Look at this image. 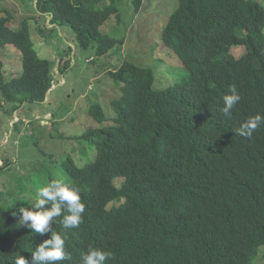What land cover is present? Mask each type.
Segmentation results:
<instances>
[{
	"label": "trees",
	"instance_id": "16d2710c",
	"mask_svg": "<svg viewBox=\"0 0 264 264\" xmlns=\"http://www.w3.org/2000/svg\"><path fill=\"white\" fill-rule=\"evenodd\" d=\"M102 2L37 1L40 19L50 18L53 27L43 25L36 36L48 42L52 32L63 30L74 44L75 52L66 46L50 59L39 57L28 19L11 29L14 16L0 5V49L12 46L20 54L21 73L10 81L0 62V114L11 138L17 125L9 127L8 118L27 104H44L56 64L64 77L77 52L92 49L97 58L121 52L124 38L102 32L112 19L120 24V0L100 8ZM132 2L138 12L142 0ZM161 43L181 62L184 76L154 91L149 68L126 61L102 68L120 94L110 102L112 115L88 105L96 127L74 137L84 161L77 165L67 156L56 167L39 169L47 175L41 187L63 180L79 188L86 204L78 228L64 230L62 217L52 225L67 232L72 258L61 264H82L90 247L113 252L108 264H254L264 254V128L251 138L234 131L249 117L264 115V5L178 0ZM234 47L243 54L235 57ZM230 86L241 99L225 116L222 97L231 94ZM3 130L1 125L0 143ZM0 160V171L13 164ZM18 187V197L0 191V264H15L20 255L31 261L35 247L50 238L20 227V214L12 215L23 196Z\"/></svg>",
	"mask_w": 264,
	"mask_h": 264
},
{
	"label": "rangeland",
	"instance_id": "374dc122",
	"mask_svg": "<svg viewBox=\"0 0 264 264\" xmlns=\"http://www.w3.org/2000/svg\"><path fill=\"white\" fill-rule=\"evenodd\" d=\"M37 1L0 0L1 8L9 10L14 16L9 27L18 29L20 22L28 19L31 38L35 49L40 52V58L50 59L52 55H57L58 51H65L66 46L74 50L71 36L63 30L52 32L48 42L36 36L38 29L44 26L45 29L53 27L50 18L43 16V19H40L36 11ZM258 1L264 5V0ZM109 3V0H103L100 8ZM118 6L120 24L112 19L102 32L112 38H124L121 52L118 53L116 48L102 58L92 56V49L83 55L77 52L71 69L64 77L59 74L56 64L53 69V86L44 104H27L20 114L15 112V115L8 118L9 127L13 128L14 123L17 125L11 139V130L6 128L4 116L0 114V126L4 129L5 140L3 144L0 143V157H8L9 161L13 162L8 169L0 171V191L12 190L14 196L18 197V186L21 187L23 196L19 199L17 214L19 207H29L31 210L37 189L47 182V175L39 172L41 167H56L67 156L74 159L77 165L84 161L83 149L77 146L78 141L74 137L80 136L89 127H96L93 118L88 114L89 106L98 104L106 115L113 114L110 102L120 93L104 70L117 69L125 61L141 68H149L155 76L154 91L165 90L185 74L176 55L161 43L162 30L176 10L178 0H142L138 12L132 0H120ZM33 27L35 31L32 30ZM44 35H47L46 31ZM6 48L7 50L0 49V62L5 68V80L10 81L21 73L20 54L12 46ZM231 51L235 57H239L244 49L234 47ZM102 68L104 70H101ZM67 107H71L70 112H67ZM87 154L92 157V152ZM50 157L56 161L52 160L51 163ZM3 165L4 161L0 160V166ZM53 171L55 173L56 169ZM121 183V180L115 181L117 187ZM254 264H264V254L260 255Z\"/></svg>",
	"mask_w": 264,
	"mask_h": 264
},
{
	"label": "clouds",
	"instance_id": "9594fccd",
	"mask_svg": "<svg viewBox=\"0 0 264 264\" xmlns=\"http://www.w3.org/2000/svg\"><path fill=\"white\" fill-rule=\"evenodd\" d=\"M229 92L231 94L222 97L224 105L222 112L225 116H230L241 99L234 86L229 87ZM261 128H264V115L256 114L234 131L240 137L251 138L253 133ZM11 134L12 130L9 139ZM4 142L5 140L1 144ZM85 210L86 204L82 202L79 188L63 180L54 179L47 186L38 188L31 210L29 207H19L18 223L20 227L30 229L41 236L50 233V238L35 247L31 252V261L20 255L15 264H61L62 261L71 260V253L66 250L65 244L67 232H56L52 225L55 224L57 217H62L59 222L64 230L78 228L83 223ZM12 215L16 216L17 213L13 212ZM114 259L113 252L91 247L87 253L81 254L82 264H108Z\"/></svg>",
	"mask_w": 264,
	"mask_h": 264
},
{
	"label": "water",
	"instance_id": "95a60500",
	"mask_svg": "<svg viewBox=\"0 0 264 264\" xmlns=\"http://www.w3.org/2000/svg\"><path fill=\"white\" fill-rule=\"evenodd\" d=\"M51 89H52V88H51ZM51 89H50V91H51ZM50 91H49V92H47V94H46V99H45V100H47V99H48Z\"/></svg>",
	"mask_w": 264,
	"mask_h": 264
}]
</instances>
